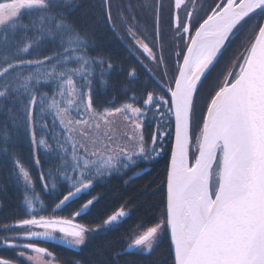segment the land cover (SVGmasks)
<instances>
[{
	"label": "snow or ice",
	"instance_id": "1",
	"mask_svg": "<svg viewBox=\"0 0 264 264\" xmlns=\"http://www.w3.org/2000/svg\"><path fill=\"white\" fill-rule=\"evenodd\" d=\"M78 6L75 0H19L16 12L0 17V27L16 29L21 9H34L51 22L49 36L82 33L87 37L73 18ZM146 10L152 13L143 21L151 24L150 32L128 10L122 18V31L131 42L128 51L136 64L122 71L135 80L139 69L155 85H145L138 95L128 96L130 102L117 105L115 100L107 101L113 107L95 100V70L75 80L82 68L98 67L100 76H110L115 68L110 57L98 60L89 55L94 41L81 42L87 51L76 62L70 51L58 52L56 57L26 58L37 44L20 46L15 54L0 57V112L9 103L19 112L9 111L11 127L0 125V155L8 176L23 186L21 207L26 209L13 218L14 224L0 226L2 233H15L5 235L0 244L19 249L20 258L29 251L36 253L25 264H56L53 252L37 246L40 242L66 241L85 247L89 236L101 230L83 221L93 215L103 197L97 189L121 173L112 160L159 162L162 157L164 195L158 215L150 226L141 221L131 229V243L114 250L106 264H136L145 257L149 264H169V260L171 264H264V0H167V33L161 30L164 0H155ZM110 12L109 4L106 21H111ZM57 20L60 32L55 30ZM245 29L249 34L218 70L221 58ZM112 31L115 34L114 28ZM80 61L82 66H78ZM45 65L50 71L41 73L39 69ZM28 67L36 71L25 77L20 69ZM42 76L60 95L69 97V107L75 105L82 113L79 119L70 120L67 108L57 109L60 123L70 133L76 132L77 125L82 128L71 147L55 136L52 143L37 135L38 124L41 132L45 127L34 116L35 93L44 87ZM65 86L67 92L62 90ZM114 114H122L130 122L131 135L123 137L126 142L116 144L108 137L109 142L104 143L99 137L92 138L88 126ZM149 117L155 131L146 137ZM21 139L29 150L27 158L19 150ZM46 144L55 153L56 164L40 173L43 203L36 209L24 193L31 190L35 195L32 169L41 167L39 150ZM101 153L113 154L109 163H102ZM130 204L125 201L103 218L102 227H122L132 216ZM165 240L168 256L153 262L152 254ZM0 264L13 261L4 258Z\"/></svg>",
	"mask_w": 264,
	"mask_h": 264
},
{
	"label": "trees",
	"instance_id": "2",
	"mask_svg": "<svg viewBox=\"0 0 264 264\" xmlns=\"http://www.w3.org/2000/svg\"><path fill=\"white\" fill-rule=\"evenodd\" d=\"M11 1L13 0H0V2ZM75 3L79 6L75 8L73 18L80 22L84 31L88 33L87 37L82 33L78 35H63V33H61L60 36L63 37L62 39L60 36L55 38L49 36L48 32L52 28L51 22L44 21L43 13H39L34 9H27L21 12L20 18L17 20L16 29L9 28L5 30L3 27L0 28V57L15 54L17 48L20 46L37 44L38 46L33 47L30 50V55L26 58L32 59L39 56L43 59L46 55L56 57L58 52L63 54L65 51H70L72 53L73 62H76L78 58L87 51L82 47L81 42L83 41L91 44L94 41L95 47L91 49L89 55H96L98 60L100 57H110L111 63L115 65V68L110 76L108 73H105L104 76H100V69L98 67L94 68V66H89L87 68H82V72L77 73L75 80L79 81L82 74H90L95 70L97 79L93 84V98L101 105L112 106L107 105V101L109 100H115L117 105L122 102H128V96L134 94L138 95L142 92L145 85L155 88V85L152 84L147 76L139 69V77L135 80L128 78L126 73L122 71L129 66H136L135 59L125 46L127 42L124 34L122 35V33H119L125 43L122 42L121 39H117L118 36L116 32L115 34L113 33L112 27H109V21L105 20L106 8L104 0H75ZM152 3L153 0H151L150 4ZM121 4L124 11L128 10L135 16L139 15V11L141 10L138 6L145 5L142 3V0H130L127 7L126 0H122ZM118 22L121 25V21L118 20ZM59 24V20L55 21V30L57 32H60ZM116 31L119 32V30ZM247 32L249 33V31ZM239 40L240 36L236 39L233 46L225 52L224 57L230 53V50H233L237 46ZM53 63H55V60ZM82 65L83 62L80 61L78 66ZM20 71L25 74V77H30L36 71V68L28 67L20 69ZM39 71L45 73L46 71H50V68L45 65L40 67ZM41 81L44 83V87L41 88L39 93H35L37 95L38 105L34 110V116L37 121L42 119L45 127L43 132H41V128L38 124L36 129L37 135L52 143H54L53 137L55 136L59 138L62 143L66 142L67 146L71 147L72 144L66 136L57 116V108L65 104L64 97H67V95L62 96L58 91H55L54 88L46 82L44 76L41 77ZM32 83H35V81H32ZM36 86L40 87V84ZM62 90L67 92V87L65 86ZM77 91H79V89H77ZM126 91L127 95L125 94ZM21 98L23 99L24 97ZM57 100L60 101V104L56 103ZM41 109H43V111H41ZM10 110L15 112L16 115H19L15 105L9 103L4 111L0 112V125L7 124L11 127V122L9 120ZM145 124V134L149 136L152 131H155L152 118L149 117V119L145 121ZM12 130L15 132L14 128H12ZM57 148H59V145H57ZM19 150L23 152L26 158L28 157L29 150L22 139L20 141ZM39 158L41 160V167L39 169H32V177L35 181V195L33 196L31 190L24 193L28 199L32 200L33 207L36 209H39L43 203L40 193V173L42 171H47L56 164L55 153L51 151L47 144L41 146ZM2 162L3 156L0 155V205H2L0 206V226L14 224L15 219L13 218H19L26 210L21 207V202L24 198L22 196V192H24L23 186L18 185L8 176L7 171L3 169ZM111 164L120 168L121 173L114 175L107 184L97 189V191L103 193V197L92 210L93 215L87 217L83 222L86 226L99 227L102 225L103 218L118 210L125 201H131V204L128 205V208L132 210L131 218L128 219L126 223H123V226L118 230H114V227H103L96 235L89 236V242L85 247L74 248L51 240L38 243L53 252L60 264H75L76 261H80L81 264H101V262H105L106 264L109 256L114 254V250L120 251L125 248V245L131 243L130 236L133 235L132 231H130L131 229L141 221L146 222V224L150 226L153 222V218L158 215V209L161 207L160 202L164 195V158L162 157L159 162L134 158L133 160L120 161L118 163L114 161V163ZM125 172L126 175H122V173ZM125 180L128 182L125 183ZM117 223L119 224L121 221ZM5 235H15V233L5 234L0 232V242L4 240ZM128 251H135V249ZM17 252L18 249L5 247L0 244V259L7 258L14 262L25 264L20 260V257L17 256ZM168 253V241L165 240L152 254L151 260L155 262L164 259L168 256ZM127 258L130 260L136 259L135 257ZM136 264H149V260L145 257L143 260H136ZM169 264H171L170 260Z\"/></svg>",
	"mask_w": 264,
	"mask_h": 264
},
{
	"label": "rangeland",
	"instance_id": "3",
	"mask_svg": "<svg viewBox=\"0 0 264 264\" xmlns=\"http://www.w3.org/2000/svg\"><path fill=\"white\" fill-rule=\"evenodd\" d=\"M18 2H19V0H13L11 2H0V17H2L6 12H16L17 11ZM154 2H155V0H153V3ZM104 3H105V8H106V13H107V10H108V5L110 4V8H111V12L110 13H111V16L113 17V18L111 17L112 19L110 21L111 24H112L111 27H112V29L114 28L116 30H119V32H117L116 30L115 31L118 34L117 36L121 37L119 35V33H122V32L120 30V24H119V22L117 20V14H118L119 10H121V9L123 10V8L121 6L122 4H121V2L119 0H104ZM142 3L145 4V5L138 6L139 9H144V8L147 9L148 5H152L153 4V3L152 4L148 3L147 0H142ZM127 6H128V3L126 4V7ZM23 10H27V9H21V12ZM114 15H115V17H114ZM247 31H249V29L245 30L243 32V34L240 36L239 43L249 34ZM122 35H123V33H122ZM121 41L124 42V40L122 38H121ZM239 43H237V45ZM236 49H237V46L233 50H230V53H228V55L226 57H224V58L222 57L221 58L220 65L217 66L218 70H222V67L224 65H226L227 60L233 56V54L236 51ZM228 67H229V70H231V67L230 66H228ZM213 74L215 75V72ZM68 98H69L68 96L64 97L65 104L62 107H58V108L61 111H63L65 108L68 109V113H67L68 119H70V120L79 119L81 117L82 113L76 108L75 105H72L71 107L68 106V104H67ZM128 102H130V101H128ZM56 103L60 104V101L57 100ZM120 104H122V103H120ZM58 119L60 121L59 116H58ZM96 123L100 124L99 128L95 127ZM62 127H63V129H64V131L66 133V136L70 140L71 144L76 143L77 140L79 139L78 133L82 130V128L77 125V126H75L76 127V132L70 133L67 130V128L65 127V125H62ZM88 127H89V134L92 136V138L95 139V138L99 137V139L101 141H103L104 143L109 142L107 138L111 137V138H113L115 140L116 144H120V143L126 142L123 139L125 133L131 135L130 122H127L122 114H114L113 116L107 117L103 121H93V123L91 125H89ZM193 130H195V124H193ZM145 131H146V129H145ZM145 136L147 137L146 134H145ZM192 150L195 151V143L194 142L192 144ZM111 155H113V154H111V153H101V156L99 157V159L102 161L103 164H107L110 161ZM114 161L115 160H112L111 163H114ZM115 162L118 163L120 161H115ZM99 227L101 228V230L103 229L102 225L99 226ZM93 228H96V227H93ZM96 233H98V232H94L92 235H96ZM56 242H60L61 244H65L67 246H71V247H74V248H79V247H76L75 245H69L66 241H56ZM21 243H23V241H21ZM37 246L38 247H43L40 244H37ZM18 253H19V249H18V252H17V256H18ZM29 256H36V253L31 252V251L26 252L24 258H20V260L25 263V262L28 261V257ZM44 259L45 260H51L52 258L51 257H44ZM13 264H21V263L13 261ZM28 264H31V262H28ZM56 264H60V262H58L56 260Z\"/></svg>",
	"mask_w": 264,
	"mask_h": 264
},
{
	"label": "flooded vegetation",
	"instance_id": "4",
	"mask_svg": "<svg viewBox=\"0 0 264 264\" xmlns=\"http://www.w3.org/2000/svg\"><path fill=\"white\" fill-rule=\"evenodd\" d=\"M120 2H122V0H119ZM127 3L129 4L130 0H126ZM148 3L151 2V0H147ZM210 2V0H209ZM165 3V11L163 13V23L161 24V30L165 33H167L169 31L168 27H167V20H168V13H167V0H164ZM125 15V11L124 10H119L118 14H117V19L119 21H121V25H120V30L122 31V28L125 26V24H123V17ZM139 16V17H138ZM152 16L151 12H148L146 9H141L139 11V15H137V17L139 18V20L141 21V26L145 28L146 32H150L151 31V24L149 23L148 25H144L143 21L145 20V18H150ZM122 33L124 34V37L126 39V44L125 46L127 47L128 45H130V41L128 39V37L125 35L124 31H122ZM128 48V47H127ZM137 55H139L137 53ZM145 63H147V61H145ZM154 67V66H153ZM195 124V123H193Z\"/></svg>",
	"mask_w": 264,
	"mask_h": 264
},
{
	"label": "water",
	"instance_id": "5",
	"mask_svg": "<svg viewBox=\"0 0 264 264\" xmlns=\"http://www.w3.org/2000/svg\"><path fill=\"white\" fill-rule=\"evenodd\" d=\"M107 12H108V10H107ZM109 23L111 24V22L109 21ZM111 26H112V24H111ZM116 32V31H115ZM116 34H117V32H116ZM118 35V34H117ZM128 250H132V249H128Z\"/></svg>",
	"mask_w": 264,
	"mask_h": 264
}]
</instances>
